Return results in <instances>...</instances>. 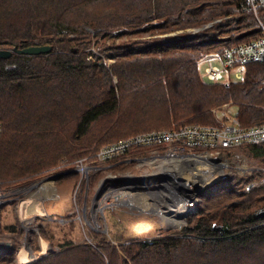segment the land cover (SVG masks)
Returning a JSON list of instances; mask_svg holds the SVG:
<instances>
[{"label": "trees", "instance_id": "1", "mask_svg": "<svg viewBox=\"0 0 264 264\" xmlns=\"http://www.w3.org/2000/svg\"><path fill=\"white\" fill-rule=\"evenodd\" d=\"M245 5L246 0H0V49L52 47L47 54L0 58V191L61 165L70 172L58 179L77 181L80 173L72 170L81 159L96 158L104 145L189 124L216 125L211 109L226 102L238 106L241 125L264 124V63L248 65L243 81L229 83H204L198 70L205 55L260 36L264 7L257 18ZM214 18L219 33L230 36L193 34L182 48L149 46L144 53L130 48L111 69L88 59L92 34L86 24L118 36L148 31L155 20L183 28ZM235 151L264 160V143L221 153ZM135 162L116 159L108 169ZM237 178L204 189L188 224L160 236H150L156 230L124 229L118 243H54L40 229L57 252L28 264H264V216L258 215L264 185L248 190L249 182ZM14 232L22 236L18 228ZM18 246L0 253V264H16Z\"/></svg>", "mask_w": 264, "mask_h": 264}, {"label": "rangeland", "instance_id": "2", "mask_svg": "<svg viewBox=\"0 0 264 264\" xmlns=\"http://www.w3.org/2000/svg\"><path fill=\"white\" fill-rule=\"evenodd\" d=\"M216 21L218 19L214 18L200 26L169 28L164 21L155 20L147 25L148 31H122L117 32L118 36H113L108 31L96 30L93 26L86 24L84 28L92 34L91 44L87 48L88 59L103 61L105 66L111 69L119 55L125 54L130 48H139L144 53L143 51L149 46L156 48L164 45L167 48L172 43H178L182 48L185 46L184 40L193 34L210 33L216 38L212 40L230 36V34L219 33L220 28H217ZM96 31H100V35H96ZM158 52L162 56V51L158 50ZM210 65L219 66V62L212 60L198 66L200 78L204 83L243 81L242 76L238 78L234 73L219 80L209 79L206 71ZM113 78L116 83L117 77ZM227 109L229 115L235 116L238 106L232 105L231 101L212 107L211 112L216 116L217 123L221 118L223 119L221 112ZM0 124L1 136L5 126ZM175 125L179 124L175 123ZM142 153L146 155L143 157H149L146 151ZM211 157L213 159L207 162L201 161L189 165L181 163L173 171L166 169L165 166L156 167L153 163L140 166L138 162L126 169H102L106 170L105 172H100V168L91 169L85 177L78 175L77 181L59 180L58 178L68 171L61 165L36 179L7 186L0 191V207L3 206L0 220V253H3L7 247V249L11 248L14 243H18L16 264H28L34 258L50 255L52 250H57V247L52 246L42 237L38 232L40 229L46 232L47 237H50L54 243L70 239L75 243L88 242L92 245L105 241L118 243L124 229H132L136 232L156 230L150 236H160L169 230H179L188 224L190 212H182V215L176 211L175 207L180 204V200L176 199L172 191L158 193L151 188V185L160 183L157 180L161 178L178 177L179 180L189 181V183L196 180L198 182L196 189L201 187L208 189L221 181L226 182L237 177L240 181L249 182L246 189L249 186L264 185V160L247 158L240 151H235L231 156L220 153L212 154ZM81 160L91 167H97L99 164L97 155L96 158ZM209 166H219L221 175L216 180L203 185L200 178L209 173ZM76 168L78 166L72 171H76ZM259 173L263 175V178H257ZM152 174L160 175L154 177ZM196 174L199 177L193 178ZM252 176H255L254 180L250 179ZM225 182L220 184L223 185ZM193 186L192 184L194 189ZM182 192L185 194L187 191L182 190ZM177 193L181 195L179 191H176ZM104 195L109 205L99 208V201ZM35 211H37L35 215H28L34 214ZM16 228L21 231V237L14 232ZM22 249L31 260L20 261ZM33 255L34 258H32Z\"/></svg>", "mask_w": 264, "mask_h": 264}, {"label": "built area", "instance_id": "3", "mask_svg": "<svg viewBox=\"0 0 264 264\" xmlns=\"http://www.w3.org/2000/svg\"><path fill=\"white\" fill-rule=\"evenodd\" d=\"M262 7H264V0H246L244 11L258 18V12ZM259 22L261 32L257 39L233 45L221 53L207 54L198 61V64L212 60L219 62L220 67L210 65L207 69L206 76L209 79L219 80L232 73L244 79L248 65L264 63V24L260 20ZM228 109L221 112L223 119L221 118L216 125L189 124L174 127L171 130L145 132L104 145L97 153V163H99L97 167H91L81 160L76 169L81 177H85L91 169L109 167L114 160L119 159L137 160L140 166L153 163L156 167L165 166L166 169L173 171L181 163L194 164L199 159H213L211 155L220 154L222 150H234L247 145L264 143V124L243 126L236 115L228 114ZM1 131L0 124V133ZM143 151H146L149 157H143L146 156L142 153ZM152 175L158 177L160 174ZM170 177L172 179H158L160 183L151 185V188L158 193L172 191L176 199L180 200V204L175 207L177 212L194 211L200 202L199 195L195 190L193 194L188 192L184 194L182 190L187 191L188 186L178 177ZM176 191H179L181 195L176 194ZM108 205L104 195L99 201V208H105Z\"/></svg>", "mask_w": 264, "mask_h": 264}, {"label": "water", "instance_id": "4", "mask_svg": "<svg viewBox=\"0 0 264 264\" xmlns=\"http://www.w3.org/2000/svg\"><path fill=\"white\" fill-rule=\"evenodd\" d=\"M51 50H52V47L50 45L32 46V47H26V48L13 47L11 49H0V58H10L13 54L37 56V55H41V54H47V53L51 52ZM251 187L252 186H249L248 189H250ZM204 189H205V187L197 188L195 190V192L197 193V195H199ZM258 215L264 216V210H260ZM214 227L216 228V226H214ZM220 228L221 227H218V229H220ZM8 246H10V244H8ZM52 249H54V248H52ZM55 252H57L56 249L52 250L51 254L55 253ZM47 256H48V254L46 256L44 255V256H41L39 258L32 259L30 261V263L35 262V261H39V260H41Z\"/></svg>", "mask_w": 264, "mask_h": 264}, {"label": "bare ground", "instance_id": "5", "mask_svg": "<svg viewBox=\"0 0 264 264\" xmlns=\"http://www.w3.org/2000/svg\"><path fill=\"white\" fill-rule=\"evenodd\" d=\"M209 160H211V159H209ZM209 160H206V159H199V160H197L195 163H197V162H201V161H205V162H207V161H209ZM184 164H188L189 165V163L188 162H185ZM195 169H198V167H195ZM208 170H209V173H206V175H203V176H201V182L203 183V185L204 184H206V183H208V182H211V181H214V180H216L218 177H220V175H221V171H220V167L219 166H212V167H210L209 166V168H208ZM202 172V174H203V171H201ZM201 172H198V173H201ZM207 172V171H206ZM208 174V175H207ZM197 176V174L196 175H194L193 176V178L194 177H196ZM197 177H199V176H197ZM202 178H203V180H202ZM184 184H186L188 187L186 188V190H187V192H189V193H191V194H193V192H194V190H195V187H196V185H197V181L196 180H192L191 181V183L194 185L193 187H194V189H190L191 187H192V185H190L191 183H189V181L187 182H185L184 180H182V179H180ZM37 213V211H35V213L34 214H28L29 216H33V215H35ZM180 214H182V212H179ZM183 215V214H182ZM26 216V215H25ZM20 261H22V262H25V261H28V260H31L30 259V257L27 255V253H26V251L24 250V249H22L21 250V253H20ZM32 258H34V255L32 256ZM34 259H36V258H34Z\"/></svg>", "mask_w": 264, "mask_h": 264}, {"label": "crops", "instance_id": "6", "mask_svg": "<svg viewBox=\"0 0 264 264\" xmlns=\"http://www.w3.org/2000/svg\"><path fill=\"white\" fill-rule=\"evenodd\" d=\"M110 167V166H109ZM109 167H104L103 169L109 168Z\"/></svg>", "mask_w": 264, "mask_h": 264}]
</instances>
